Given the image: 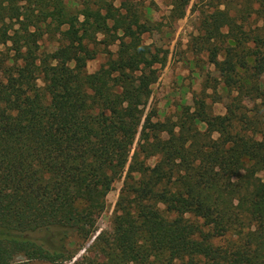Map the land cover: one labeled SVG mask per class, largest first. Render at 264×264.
Listing matches in <instances>:
<instances>
[{
  "label": "trees",
  "instance_id": "1",
  "mask_svg": "<svg viewBox=\"0 0 264 264\" xmlns=\"http://www.w3.org/2000/svg\"><path fill=\"white\" fill-rule=\"evenodd\" d=\"M213 1L193 49L225 112L206 102L212 78L157 121L165 56L132 2L0 0V264L71 262L122 176L110 229L73 264H264V0ZM44 35L58 44L39 53Z\"/></svg>",
  "mask_w": 264,
  "mask_h": 264
},
{
  "label": "rangeland",
  "instance_id": "2",
  "mask_svg": "<svg viewBox=\"0 0 264 264\" xmlns=\"http://www.w3.org/2000/svg\"><path fill=\"white\" fill-rule=\"evenodd\" d=\"M95 1L72 0L70 6L77 9L83 3L92 4ZM107 1H112L115 6H119L124 0ZM129 1L134 4L141 20L155 23L157 26V28L142 36L144 44L160 49L161 54L165 56V61L158 71V78L151 86L145 113L153 108L155 112L154 120L171 119L174 121L182 107L192 104V96L201 91L205 80L208 79L209 81L213 78L217 80L208 83L216 85V94L212 97L208 96L206 102L214 114H223L225 112L226 93L218 81L213 66L208 62L207 55L202 52H195L193 49V38L200 33V23L203 17L215 8L214 1L188 0L182 17L178 19L171 15L172 0ZM57 44L55 38L44 35L39 41V53L52 51ZM8 46L9 44L0 45V54L7 55L9 53L11 55V52L7 49ZM109 49L113 54L116 46H111ZM105 61V54H99L95 59L87 62L86 72L92 73ZM207 76L210 78H207ZM211 92L210 89L207 91V93ZM217 97H219L218 100H216ZM135 146L136 142L131 147L129 158L132 156ZM148 163L152 165L154 159H150ZM259 176L263 177V174H259ZM122 180L123 176L113 183L112 189L106 195L105 210L97 217L96 232L85 246L78 251L73 260L67 264H73L82 254H85V249L99 232L110 229V220L122 186Z\"/></svg>",
  "mask_w": 264,
  "mask_h": 264
}]
</instances>
